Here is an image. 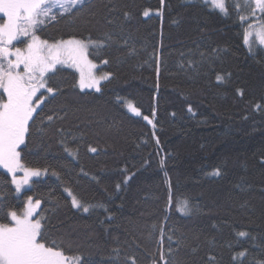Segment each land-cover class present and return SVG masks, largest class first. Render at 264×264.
<instances>
[{
  "label": "trees",
  "instance_id": "trees-1",
  "mask_svg": "<svg viewBox=\"0 0 264 264\" xmlns=\"http://www.w3.org/2000/svg\"><path fill=\"white\" fill-rule=\"evenodd\" d=\"M226 4L85 0L48 20L41 39L98 42L88 56L109 77L96 91L70 67L48 74L54 95L42 91L19 147L47 175L17 195L0 169V223L31 197L47 244L81 264H264V48L245 44L264 13Z\"/></svg>",
  "mask_w": 264,
  "mask_h": 264
},
{
  "label": "snow or ice",
  "instance_id": "snow-or-ice-1",
  "mask_svg": "<svg viewBox=\"0 0 264 264\" xmlns=\"http://www.w3.org/2000/svg\"><path fill=\"white\" fill-rule=\"evenodd\" d=\"M248 2L250 0H246V3ZM254 2L256 7L264 12V0ZM84 3L85 0H0V14L6 17V22L0 23V89L7 97L6 101L0 98V167L12 173L17 192L23 184L29 182L30 177L42 175L40 169L26 168L20 162L17 148L24 143L33 114L47 99L43 93L37 97L39 90L46 88L47 93L54 95V89L51 86L46 87V74L55 71L58 64L71 62L80 70V88H96V91H100L99 80L92 74L95 65L88 59V48L89 44L102 45H98L96 41L89 40L86 43L79 39L60 40L50 44L37 35L45 24V17L55 19V8L62 9L60 14L64 15L71 13L73 8L81 10ZM212 4L222 14L228 15L225 0H212ZM144 15L147 16L148 12ZM250 35V32L245 33L246 45L249 44ZM21 37L29 38L25 41L26 46L13 47V42ZM257 37L259 43L264 44V24L257 30ZM85 67L88 69L87 74ZM100 79H107V76ZM129 108L136 115H140L132 105H129ZM48 119L51 120V117ZM65 150L69 151L68 148ZM89 151L95 152L96 149L90 148ZM18 170L24 172L22 180L16 179L15 173ZM214 174L219 175V171ZM69 195L72 196V206L81 208V203L71 191ZM28 203L29 207L21 215H17L15 211L8 213L14 222L12 226L0 223V264H81V257L66 255L55 241L47 244L43 218L33 219L40 202L37 200L33 206L29 197ZM178 210L190 211L187 201L178 205ZM83 211L88 212L89 208L83 207ZM238 235L246 237L248 233L241 231ZM244 254L239 253L240 256ZM161 260H165V257L161 256ZM132 264H135L134 259ZM165 264H168L167 260Z\"/></svg>",
  "mask_w": 264,
  "mask_h": 264
},
{
  "label": "rangeland",
  "instance_id": "rangeland-1",
  "mask_svg": "<svg viewBox=\"0 0 264 264\" xmlns=\"http://www.w3.org/2000/svg\"><path fill=\"white\" fill-rule=\"evenodd\" d=\"M202 1L209 3L210 6H211L212 8L216 9V8L213 6V4H212V0H202ZM225 2H226V0H225ZM240 2H242V3H246V0H242V1L238 0V4H240ZM251 2H252L253 4H252ZM246 4H250V5L253 6L254 10H253V12L251 13L252 15H253L254 13H255V15H257L258 13H259V14L262 13V11L256 7L254 0H250V2H248V3H246ZM216 10H218V9H216ZM61 11H62V9L55 8V9L53 10V14L55 15V14H57V13H61ZM263 13H264V12H263ZM50 19H51L50 17H45V18H44L45 23H46L48 20H50ZM3 22H6V17H3V14H0V23H3ZM262 24H264V22H253V23H251L252 27H249L250 24L247 26V28H246V32H250V33H251V35L249 36V44L246 45L249 49H255V47H257V46L264 48V44H260V43H259V39H258V37H257V30L261 28V25H262ZM246 32H245V33H246ZM28 39H29L28 37H21L19 40L13 42V47L18 46V47L24 48V47L26 46V45H25V41H27ZM68 39H77V38H68ZM68 39H63V40H68ZM42 40H43V39H42ZM79 40H80V39H79ZM57 41H60V40H57ZM57 41H48V42L51 44V43H55V42H57ZM85 42L87 43V41H85ZM91 45H92V44H89V47H90ZM88 49H89V48H88ZM10 59H14V57H10ZM88 59L90 60L89 56H88ZM90 61L92 62V64L95 65V67L92 69V74L96 77L97 80H99V86H100V84H101L103 81L106 80V79H100V78H101L102 76H107V78H108V77H109V74H108V73H105V72L99 73V72L97 71V65H96L92 60H90ZM61 66L70 67V68L74 69V70L78 73V87L80 88V70H79L76 66L72 65L71 62H69L68 64H65V65H59V64H58V65L56 66V68H57V67H61ZM20 70H21V71L23 70V66H21V69H20ZM84 71H85V73L87 74V72H88L87 67L84 68ZM49 73H51V72H49ZM49 73L46 74V77H45L46 80H47V76H48ZM46 87H47V85H46ZM80 89H81V88H80ZM81 90H96V88H84V89H81ZM42 91H46V88L40 89L39 92L37 93V97H40V94L42 93ZM0 98H2V99L5 100V101H6V99H7L6 95L3 94V90H2V89H0ZM123 101H124V105H125L126 109H127L130 113L136 115V113L132 112L131 109L129 108V105H132V106L135 108V106L133 105V103H132L130 100H128V99H124ZM33 103H34V104L36 103V99H35V98H34ZM136 110L140 113V111H139L138 109H136ZM20 146H21V145H20ZM20 146H19V147H20ZM19 147L17 148V151H18V152H19ZM20 162H21V161H20ZM26 168H29V167H26ZM0 169L6 171V172L11 176V180H12V183H13V185H14L15 192H16L17 195H20V194L23 192V190H25L26 188H28V187L30 186V184H31V181H32L33 179H36V178H43V177H45V176L47 175V171H46V170H44V169H40L41 172H42V175H41L40 177H30L29 182H28L27 184H23V185L21 186L20 191L17 192V191H16V185H15V183L13 182V175H12V173H9V172H8L6 169H4L3 167H0ZM32 169H37V168H32ZM15 176H16V179H17V180H22L23 177H24V172L21 171V170H18V171L15 173ZM64 190H65V192L69 195V191H71V190H69V189H67V188L64 189ZM71 193H72V191H71ZM72 194H73V193H72ZM73 195H74V194H73ZM74 196H75V195H74ZM69 197H70L71 202H72V196L69 195ZM75 197H76V196H75ZM30 198H31V197H30ZM76 198H77V197H76ZM31 200H32V204H33V206H34L36 201H35L33 198H31ZM77 200H79V199L77 198ZM28 201H29V197H27V198L25 199L24 208H23V210L21 211V213H19V214H17V215H21V214H22V213H23V212L29 207V203H28ZM79 202H80L81 205H82V207L79 208V209H81L82 211H83V207H88L89 210L92 208V206H90V205H88V204H86V203H83V202H81L80 200H79ZM182 202H184V201H182ZM182 202H180L179 205L182 204ZM188 208H189V209L191 208V206H190L189 204H188ZM181 212H182V211H181ZM41 217H42V216L38 214V208H37V209H36V214L33 216V219L35 220V219H37V218H41ZM11 221H12V220H11ZM13 224H14V222L12 221L11 224H9V226H12Z\"/></svg>",
  "mask_w": 264,
  "mask_h": 264
}]
</instances>
